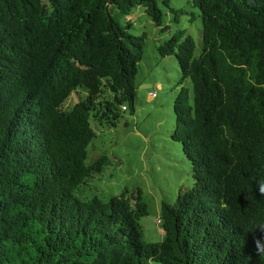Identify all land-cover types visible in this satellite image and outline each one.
Returning <instances> with one entry per match:
<instances>
[{
    "label": "trees",
    "instance_id": "1",
    "mask_svg": "<svg viewBox=\"0 0 264 264\" xmlns=\"http://www.w3.org/2000/svg\"><path fill=\"white\" fill-rule=\"evenodd\" d=\"M191 5L200 54L183 31L158 51L189 81L172 137L194 183L162 203V240L145 243L139 189L77 192L108 162L87 161L95 125L134 110L144 35L120 19L143 6L161 26L157 0H0V264H264V0Z\"/></svg>",
    "mask_w": 264,
    "mask_h": 264
},
{
    "label": "rangeland",
    "instance_id": "2",
    "mask_svg": "<svg viewBox=\"0 0 264 264\" xmlns=\"http://www.w3.org/2000/svg\"><path fill=\"white\" fill-rule=\"evenodd\" d=\"M157 5L163 13L161 26L153 22L143 6L135 7L129 16L120 19L129 33L144 35L143 58L135 78L134 110L130 113L129 108L125 109L115 127L101 125L95 129V137L87 147V161L105 155L108 162L100 173L87 178L77 192L82 199L107 200L122 193L133 197L139 189L148 211L139 220L145 243L162 240V203L172 205L178 194L194 183L190 162L180 142L172 137L174 100L183 86H189V81H182L175 55L161 56L158 47L183 31L184 36L194 40V55L202 50V18L191 0H170L169 6L157 0ZM164 26L166 29L162 30ZM77 100L72 93L59 104V109L68 110Z\"/></svg>",
    "mask_w": 264,
    "mask_h": 264
},
{
    "label": "clouds",
    "instance_id": "3",
    "mask_svg": "<svg viewBox=\"0 0 264 264\" xmlns=\"http://www.w3.org/2000/svg\"><path fill=\"white\" fill-rule=\"evenodd\" d=\"M260 192H261V193H264V185H261V187H260Z\"/></svg>",
    "mask_w": 264,
    "mask_h": 264
},
{
    "label": "water",
    "instance_id": "4",
    "mask_svg": "<svg viewBox=\"0 0 264 264\" xmlns=\"http://www.w3.org/2000/svg\"><path fill=\"white\" fill-rule=\"evenodd\" d=\"M95 129H98V125H95Z\"/></svg>",
    "mask_w": 264,
    "mask_h": 264
},
{
    "label": "built area",
    "instance_id": "5",
    "mask_svg": "<svg viewBox=\"0 0 264 264\" xmlns=\"http://www.w3.org/2000/svg\"><path fill=\"white\" fill-rule=\"evenodd\" d=\"M125 107L123 106V109H124ZM160 221V220H159Z\"/></svg>",
    "mask_w": 264,
    "mask_h": 264
}]
</instances>
